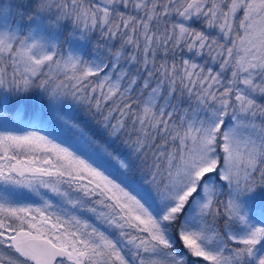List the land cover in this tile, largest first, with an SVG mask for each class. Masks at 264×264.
Instances as JSON below:
<instances>
[{
	"label": "rangeland",
	"instance_id": "obj_1",
	"mask_svg": "<svg viewBox=\"0 0 264 264\" xmlns=\"http://www.w3.org/2000/svg\"><path fill=\"white\" fill-rule=\"evenodd\" d=\"M16 1L0 0V63L18 71L5 84L0 76V89L12 93L9 102L0 93V259L27 264L16 243L38 237L70 253L54 264H264V58H252L254 44L231 47L228 22L212 30L213 40L191 41L188 23L204 3L186 11L170 3L179 8L171 31L160 0H91L96 18L115 5L141 16L139 32L126 22L118 48V23L107 42L93 45L87 1L55 0L61 15L67 7L76 15L79 26L68 35L54 14L23 29ZM159 46L178 49L177 59H159ZM40 73L44 116L21 101L20 91H30ZM181 82L192 88L189 101L177 98ZM77 87L68 101L65 93ZM83 93L96 103L90 130L68 115L85 104ZM33 167L65 174L70 187L85 180L116 212L104 218L106 211L76 190H59L52 174L18 186L1 179ZM179 217L186 252L173 250L171 227Z\"/></svg>",
	"mask_w": 264,
	"mask_h": 264
},
{
	"label": "trees",
	"instance_id": "obj_2",
	"mask_svg": "<svg viewBox=\"0 0 264 264\" xmlns=\"http://www.w3.org/2000/svg\"><path fill=\"white\" fill-rule=\"evenodd\" d=\"M63 0L59 1L60 4L62 3ZM66 1V0H64ZM87 1V6L90 10L91 13V18H94L95 22V27L90 33V38L91 41L93 42V45H98V44H103L108 41V34L109 32L114 28H110L111 25L113 24H119L120 28V33L118 34L119 39L117 40V45L116 47L119 48V45L123 42L122 39H124V34L128 30L126 27V22L130 21L132 23V29L134 32L136 30L138 31L140 26H137L138 23L142 21L141 16L137 14L136 12H133L132 10H127L121 5L114 6L111 9L106 10V15L100 19L96 18V14L94 12V4L91 2V0H80V3ZM161 2L165 3L164 8H167L169 10H161V14L163 17H168V19L171 21L168 22L171 23V31L173 26H176L177 23L175 22V18L172 19L171 17L173 16L174 12L178 10L179 8H184L188 7L193 4H199V3H204L206 4L204 7H206L201 14H198L195 16L193 19H191L188 23V33H189V38L191 41L196 40L200 36H206V38H211L212 40L216 36V33H213L212 30L217 31L218 33L221 31V29L226 25V23H229L230 26V45L231 47L235 46V44L240 41V42H249L251 45L254 44V47L251 49V52L255 54V57L252 56L254 59H259L262 60L261 58H264V55L261 54V51H264V0H160ZM178 1L177 5H179L178 9L175 7V11L171 10L169 8V4L175 5V3ZM57 1L51 0V1H45L42 2L41 0H17L15 3L16 6H14V13L18 14L20 18H22V28L25 29L31 22L33 23L37 17L44 15V17H48L49 14H51L49 17L51 19H54V15L57 16L56 21L62 23V29L64 30L63 33L68 35L69 30L72 27H78V23L76 21V15L74 12L70 9V7H67L64 12L65 14L62 13L61 15V10H59V5ZM216 4H219V12L214 13L212 10H215ZM186 8L185 11H186ZM71 10V11H70ZM100 19V20H99ZM175 22V23H174ZM216 23H219L217 25ZM222 24V25H221ZM106 25V26H105ZM222 27H221V26ZM137 28V29H136ZM139 32V31H138ZM212 32V33H211ZM219 34H217V39ZM221 44H223V40H219ZM165 45H168L165 44ZM240 46V45H239ZM177 50L168 49V47H163L161 48L160 46L158 48L154 47V53L153 54H158L160 55L159 59L165 60V56L167 55L169 58L174 56V59H177L176 55L179 54L177 53ZM240 52L234 53L230 57V60L233 63H236L238 60ZM165 56L163 57V55ZM221 62L223 61V56L219 57ZM264 62V59H263ZM5 62L0 63V76L2 79V83L5 84L6 79H10V75H15L18 73L17 69L14 67V65H11V67L5 66ZM5 66V67H4ZM159 69L158 71H161L164 66L161 65V63L158 64L157 66ZM251 70L249 69L247 73L242 74V79H245L244 82H248L250 75H252V72L255 70V65L250 67ZM20 75V74H19ZM44 78L43 75L40 73L37 75L36 79L31 83L33 88L28 90H23L20 89L21 92V101L24 100L26 104H31V106L34 107V109H40L36 111L35 113H41V116H44V112L42 111L41 106L43 105L42 103L45 102L46 100V90H45V84H44ZM60 83H63L64 86L67 85L65 79H62L58 81ZM81 85V83L79 84ZM7 89H0L1 95L8 96L2 97L3 101L7 99V102L11 100V95L9 94L10 88L7 86ZM69 88V87H67ZM81 87L74 88L73 90H68L67 93H65V98L69 101L73 93L79 90ZM90 88V87H89ZM184 84L181 82V88L179 89L180 92L178 93V99L180 101H189L188 99H192L194 96L192 94V88H190L187 85V90L184 89ZM88 93H83V97H85V104L82 106H79L80 108L76 111H71L68 112L69 118L71 119H78V122L80 124H83V126L86 127V130H90L93 124L95 123V118L92 117L93 113L92 110L94 111V105L96 103H92L93 95H87ZM217 96V95H214ZM25 97V98H24ZM70 97V99H69ZM67 101V102H68ZM68 105L70 103L68 102ZM98 106V105H97ZM91 108V109H89ZM106 109V106H105ZM81 110V112H80ZM11 109H8L5 112V115L9 117ZM117 112V111H116ZM99 113V112H98ZM96 113V114H98ZM87 117L89 120L86 122V124L81 122V118ZM178 117V115L176 116ZM70 122V121H69ZM71 124V123H70ZM94 136L97 138H100L99 133L94 132ZM115 145V144H114ZM113 146V145H112ZM12 148L8 150V153H10ZM6 154V152H5ZM11 158V157H10ZM9 158V159H10ZM17 159V158H16ZM14 161L12 160V163ZM12 172V171H11ZM45 170H39L37 171L35 167H33V170L27 173H22V174H16L15 177H12L10 174L7 176H1V179H3L4 183H11L13 186H18L22 184H26L27 178L34 179L36 177L39 178H45L44 176L46 174H52L53 179L50 177H47L52 180V182H57L59 185V190L60 189H69L71 191H77V194L86 198L89 200V204L92 207H96L99 210H102L103 212L106 211L104 218H108L110 216H113L116 211L113 210L110 204L107 203V198L103 197L101 192L98 193L97 190L94 189L92 185H87L85 180H79L80 183H77L76 186H73L74 184H70L74 181H72L69 177H67L65 174H62L61 172H48L45 173ZM45 174V175H44ZM95 190V191H94ZM224 198V197H223ZM222 205V204H221ZM180 222H181V217L177 218L175 222L172 223L171 227V232L174 240V248L173 250L175 251H180V252H186L183 245H182V240L180 236ZM39 226H44L45 224L41 221L37 222ZM222 227V226H221ZM78 229H84L83 225H79L77 227ZM34 233L36 235H41L40 231H37V229H33ZM44 233V232H43ZM45 234V233H44ZM2 250V249H1ZM4 251L13 253V255L16 257L17 254L13 249H4ZM10 256V255H9ZM0 261L3 264H11L7 262H3L1 259ZM27 264H35L32 262H27Z\"/></svg>",
	"mask_w": 264,
	"mask_h": 264
},
{
	"label": "water",
	"instance_id": "obj_3",
	"mask_svg": "<svg viewBox=\"0 0 264 264\" xmlns=\"http://www.w3.org/2000/svg\"><path fill=\"white\" fill-rule=\"evenodd\" d=\"M16 247L25 259L41 264H54L58 259L70 256L68 251L45 238L21 239L16 243Z\"/></svg>",
	"mask_w": 264,
	"mask_h": 264
}]
</instances>
